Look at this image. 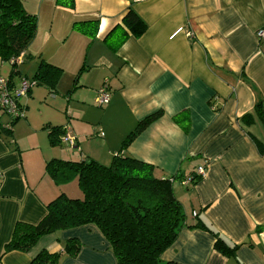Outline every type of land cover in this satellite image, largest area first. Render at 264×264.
Segmentation results:
<instances>
[{
	"label": "crops",
	"instance_id": "1",
	"mask_svg": "<svg viewBox=\"0 0 264 264\" xmlns=\"http://www.w3.org/2000/svg\"><path fill=\"white\" fill-rule=\"evenodd\" d=\"M21 1L37 29L19 65L29 66L27 75L18 68L11 80L33 81L41 64L54 69L20 99L24 117L11 137L0 135V264H30L42 250L63 252L70 239L79 253L59 264H116L94 225L43 236L27 253L3 250L16 222L37 224L60 193L81 197L76 180L70 187L73 181L45 179L49 161L107 166L117 154L151 165L160 179L179 177L173 193L188 224L199 220L238 246L226 257L211 233L184 228L161 264H264V115L256 110L259 102L264 110V40L257 37L264 0ZM129 8L146 30L113 50L107 40ZM89 21L98 22L92 38L76 29ZM103 87L109 101L99 106ZM154 114L160 117L122 147ZM63 126L74 148L50 145L47 129ZM35 150L42 156L31 157ZM202 167L204 179L181 184Z\"/></svg>",
	"mask_w": 264,
	"mask_h": 264
},
{
	"label": "trees",
	"instance_id": "2",
	"mask_svg": "<svg viewBox=\"0 0 264 264\" xmlns=\"http://www.w3.org/2000/svg\"><path fill=\"white\" fill-rule=\"evenodd\" d=\"M97 21L79 23L76 29L94 37ZM37 29L36 16L28 14L21 0H0V60L2 63L15 61L25 56ZM146 30L145 23L129 8L123 16L117 34L109 42L117 49L129 37L139 38ZM22 57V59H23ZM9 78L16 75L18 66L10 65ZM45 69H54L41 64L34 82L43 80ZM256 110L264 115L259 102ZM160 117L154 114L139 122L123 140L126 146L150 123ZM180 124L179 120H175ZM0 127V135L12 134ZM63 127H49L48 138L56 146L64 133ZM186 131L187 126H182ZM154 168L128 156L115 155L110 164L101 165L94 160L79 162L51 160L45 165V173L57 186L76 179L81 197L71 198L60 193L45 205V215L37 224L16 222L11 238L4 246L3 254L18 251L27 253L46 235L94 225L113 253L116 264H161L162 254L176 241L180 231L200 229L215 237L214 250L226 257H234L238 249L206 227L199 220L188 224L185 212L173 193V184L179 177L160 179ZM76 239L66 241L63 252L51 253L42 250L30 264H59L62 256L75 259L80 250ZM174 264V263H164Z\"/></svg>",
	"mask_w": 264,
	"mask_h": 264
},
{
	"label": "built area",
	"instance_id": "3",
	"mask_svg": "<svg viewBox=\"0 0 264 264\" xmlns=\"http://www.w3.org/2000/svg\"><path fill=\"white\" fill-rule=\"evenodd\" d=\"M257 37L259 40H264V28L257 31ZM23 55H20L15 61H10L7 64L19 66L22 63ZM35 85L34 81L22 78L18 83L13 82L8 78H4L0 75V127L3 130H9L13 123L24 117V109L20 104V99L25 97L31 88ZM109 101V94L106 88L103 87L97 96L96 103L101 106L107 104ZM102 135V134H101ZM75 137L72 131L68 128H64V133L60 137V143L70 148L75 147ZM206 176L205 168H198L195 174V178L186 177L181 180V184L187 186L198 180L204 179ZM1 178V172H0ZM195 217V214L192 215Z\"/></svg>",
	"mask_w": 264,
	"mask_h": 264
},
{
	"label": "rangeland",
	"instance_id": "4",
	"mask_svg": "<svg viewBox=\"0 0 264 264\" xmlns=\"http://www.w3.org/2000/svg\"><path fill=\"white\" fill-rule=\"evenodd\" d=\"M28 63H30V61H28ZM29 65V64H28ZM28 67L29 66H26V65H24V66H18L15 70L17 71L18 70V68L20 69V71L22 72V74L24 73H27V72H25L27 69H28ZM10 72H11V67H10V65L9 64H7V63H4V64H2V66L0 67V75L2 76V77H4V78H7L8 76H9V74H10ZM25 75H27V74H25ZM47 97V101L48 100H50V96L49 95H47L46 96ZM49 98V99H48ZM24 102V100H22V103ZM43 108L44 107H42L41 109L43 110ZM45 109V108H44ZM34 111H35V109H34ZM37 111V110H36ZM62 150H63V152H65V151H68V152H70V153H76L77 152V149H75V150H73V149H70V148H67V147H63L62 148ZM30 153V156L32 157V156H42V153H40L38 150H35L34 152L33 151H31V152H29ZM77 154V153H76ZM45 179H47V180H52V178H50V177H47V176H45ZM76 180V179H75ZM75 184H76V182L75 181H73L71 184H70V187L71 186H75ZM178 184V183H177ZM72 197V196H71Z\"/></svg>",
	"mask_w": 264,
	"mask_h": 264
}]
</instances>
